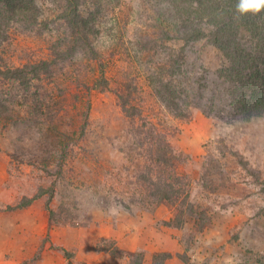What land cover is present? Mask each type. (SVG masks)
Returning <instances> with one entry per match:
<instances>
[{"label": "rangeland", "instance_id": "rangeland-1", "mask_svg": "<svg viewBox=\"0 0 264 264\" xmlns=\"http://www.w3.org/2000/svg\"><path fill=\"white\" fill-rule=\"evenodd\" d=\"M76 2L89 48L65 0H35L36 24L0 46V68L27 74L0 79V264H264V118L156 93L208 97L225 56L178 40L159 0ZM165 155L173 205L152 197Z\"/></svg>", "mask_w": 264, "mask_h": 264}, {"label": "trees", "instance_id": "trees-1", "mask_svg": "<svg viewBox=\"0 0 264 264\" xmlns=\"http://www.w3.org/2000/svg\"><path fill=\"white\" fill-rule=\"evenodd\" d=\"M159 1L170 20L174 19L178 23L175 26L178 40L187 43L207 38L228 61V66L216 75L220 83H212L218 87H215L206 98L202 93L189 94L184 89L174 92L168 83L162 85L163 89L157 90L156 93L165 106L169 108L171 104L175 111L179 112L180 105H189L196 99V105H201L203 108L205 104H200L199 101H205L207 111H212L215 103L219 105L218 101L223 95L225 99L222 105L228 108L227 112L230 116L229 109L234 108L236 112L232 116L236 114L246 121L264 118V11L256 15L238 17L234 12L235 0ZM65 2L69 12L67 26L74 30L73 34L76 35L74 41L89 48L86 33H93L91 23L95 21V15L92 16L89 13L82 17L79 11L81 4H78L76 0H65ZM38 16L35 0H0V46L6 40L8 30L13 25L17 24L23 29H30L36 24ZM41 64L46 65L45 62ZM103 75L102 73V77ZM31 77L38 79L39 76L32 74ZM0 79L18 83L27 79V74H23L21 69L4 71L0 68ZM196 85L208 90L207 85L200 86L198 83ZM184 99H189V104L183 102ZM2 107L3 104L0 103V109ZM177 115L181 116L179 113ZM164 144L168 147L167 141H164ZM163 157L160 161L165 166L172 165L171 176L159 179L162 183L151 181L150 184L166 188L167 191L160 192L159 189L152 197L159 198L162 203L173 205L181 193L174 189L173 170L177 167V163L174 157ZM144 180L149 182L150 178H144Z\"/></svg>", "mask_w": 264, "mask_h": 264}, {"label": "clouds", "instance_id": "clouds-1", "mask_svg": "<svg viewBox=\"0 0 264 264\" xmlns=\"http://www.w3.org/2000/svg\"><path fill=\"white\" fill-rule=\"evenodd\" d=\"M264 11V0H235L234 12L238 17L256 15Z\"/></svg>", "mask_w": 264, "mask_h": 264}]
</instances>
